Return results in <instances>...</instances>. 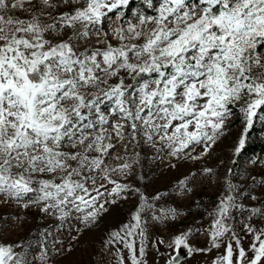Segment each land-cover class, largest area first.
<instances>
[{
	"label": "snow or ice",
	"instance_id": "1",
	"mask_svg": "<svg viewBox=\"0 0 264 264\" xmlns=\"http://www.w3.org/2000/svg\"><path fill=\"white\" fill-rule=\"evenodd\" d=\"M143 4L151 12L135 0H0V203L38 206L61 221L79 213L89 225L106 205L139 195L131 219L107 241L118 264H126L124 250L130 264H149L146 212L157 223L178 213L156 208L159 194L150 199L123 182L138 153L113 152L143 142L177 159H202L226 135L235 109L244 124L233 149L239 157L255 124H264V0ZM197 146L202 151L191 155ZM233 174L229 168L209 213L210 246L189 242L199 228L167 244L159 237L152 243L164 264H182V250L212 249H222L212 264H264V226L253 222L264 225V195L241 192ZM245 196L255 203H243ZM40 259L47 261L46 249ZM0 264L28 262L0 243Z\"/></svg>",
	"mask_w": 264,
	"mask_h": 264
},
{
	"label": "rangeland",
	"instance_id": "2",
	"mask_svg": "<svg viewBox=\"0 0 264 264\" xmlns=\"http://www.w3.org/2000/svg\"><path fill=\"white\" fill-rule=\"evenodd\" d=\"M135 7L151 12L145 8L143 0H135ZM112 42L117 43L115 40ZM109 106L106 103L102 107L107 110ZM234 111L235 114L227 123L226 135L202 159L193 160L186 157L177 159L171 157L167 149L157 152L156 148L143 142L139 145H129L127 152L123 147H119L118 151L112 153V157L132 156L138 153L139 155L135 156L138 162L123 182L139 188L140 192L150 199L159 194L160 199L154 201L156 208H174L178 213L175 220L170 219L164 223L152 220L151 210L144 214L149 220L147 257L149 264L153 261L164 264V258L159 257L153 248L154 240L163 237L167 244L174 235L189 228L200 229L199 232L194 231L189 238L193 247L210 246L205 229L211 224L212 216L209 213L214 210L221 196L229 168L234 170L233 176L230 177L233 182L242 185L241 192L250 191L257 196L264 195V187L259 184L260 179L264 178V124L256 123L249 133L248 141L254 140L257 145L235 157L233 149L244 124L241 114L235 109ZM113 142H116L115 139ZM201 151L202 149L197 146L191 155ZM252 160H256L257 163L252 164ZM107 162L112 165L121 163L114 158H109ZM205 168H212L215 174L202 175ZM253 177H256L254 187ZM114 178L120 179L115 176ZM181 181L187 182L186 188H181ZM242 202L247 205L255 203L246 196L242 197ZM138 203L139 195H129L127 200H118L114 205H106L108 211L89 225L81 222L79 213H73L61 221L57 215L44 213L38 206L24 208L12 201L0 203V243L12 244L18 253L24 254L28 264H118L116 248L108 245L107 241L112 231L118 230L131 219ZM234 214L239 217V213ZM253 222L258 226H264L258 219ZM251 242L252 237L247 236L243 241L244 247L247 249ZM44 249L48 253L46 262L40 259V253ZM167 250L166 246H160L161 252ZM220 251L222 249H212L211 252L192 255L185 251L187 259L182 264H212ZM124 256L126 264H130L127 250H124Z\"/></svg>",
	"mask_w": 264,
	"mask_h": 264
},
{
	"label": "trees",
	"instance_id": "3",
	"mask_svg": "<svg viewBox=\"0 0 264 264\" xmlns=\"http://www.w3.org/2000/svg\"><path fill=\"white\" fill-rule=\"evenodd\" d=\"M263 143V142H262ZM257 145V143L253 140V141H248L247 140V143H246V148L245 150H247L248 148L249 149H253L255 146Z\"/></svg>",
	"mask_w": 264,
	"mask_h": 264
},
{
	"label": "water",
	"instance_id": "4",
	"mask_svg": "<svg viewBox=\"0 0 264 264\" xmlns=\"http://www.w3.org/2000/svg\"><path fill=\"white\" fill-rule=\"evenodd\" d=\"M186 259H187V253L182 250L181 262L185 261Z\"/></svg>",
	"mask_w": 264,
	"mask_h": 264
}]
</instances>
